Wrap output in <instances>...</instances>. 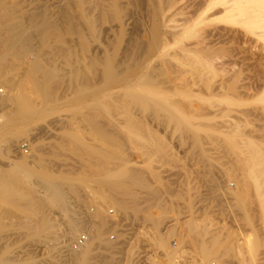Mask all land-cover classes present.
<instances>
[{
  "label": "bare ground",
  "instance_id": "6f19581e",
  "mask_svg": "<svg viewBox=\"0 0 264 264\" xmlns=\"http://www.w3.org/2000/svg\"><path fill=\"white\" fill-rule=\"evenodd\" d=\"M31 1L33 0H30L29 2ZM135 1H132V2L135 3ZM171 1L172 0H163L162 11L160 9L161 19H159V17H157L156 19H153L154 18L153 17L152 18L153 20H151V24L149 23L150 27L156 30L158 27L160 29V26L166 23V18L165 17L163 18L162 13L164 12V9L169 8L171 6L172 4ZM61 2L62 3L58 4L56 9L55 7L49 9L48 6L47 7L40 6L39 8V6L37 5L38 6L37 8L40 9L39 11L35 12L34 10L33 12H25V11L20 10L22 7L20 9H17L16 3L14 2H12V4L10 5L11 7L9 8L7 7V5L5 6L4 3L0 1V62L3 64L4 63L3 58L5 57V55H11L15 59V61H12L14 59H11L10 61L18 63V64L24 63L26 65V68H24L23 66L24 71L22 72L24 73L23 74L21 73L23 75L21 77L25 81V83L26 81L30 82V84L28 83L29 84L28 86H31L33 88L28 87L27 84H26V87L29 89V91H31L32 89L33 90L32 92H34V94L38 98H40L42 102L44 103V105L42 106L38 105V107H34L32 106L29 98L24 97L25 95L21 96L17 93L18 91L16 87V84H17L16 81L17 82L19 81L18 79L20 78V76H18L19 78L16 81H14V83L16 84H13L9 82V76H7L6 74V72L8 73V71L9 72L11 71L10 69H12V71L16 69V65H15V68H11L12 66L8 67V65L10 64H13L14 66V63L8 62L7 67L5 68L3 66L0 67V84L2 86H5L4 84L10 83L8 87L5 86V88H7L6 91L4 93L3 91H1L3 94L2 93L0 94V101H2V104L4 105V107L5 108L10 107L5 112L3 117L2 118L0 117V119H3V126H2L3 128H0V155L1 157L5 156L3 148L6 145L16 141L15 137L17 134L24 133L23 129H24L25 124L32 122L35 119L41 120L44 118V116L56 110V107L53 105L54 99L56 97L61 95L62 98H65L63 101L65 107H68L72 103H75L73 102L74 101L73 99L67 98L69 97L68 96L69 93L67 94V96H65V94L67 93L68 90H70V88L73 89V87H75L77 83L80 84V82H82V86H83V83H85L84 87L86 88L82 87L83 89L95 90L97 91L96 95L98 94L101 96L102 99H105L103 101V104L107 107V110L104 109L105 111H102L101 115L99 113V116H97V119L99 118L98 120H96L95 117L91 115L87 116L89 115V113L86 115L83 112L87 116L84 119H86V122L91 126V128L92 126L94 127L93 131L99 138L94 135L93 137H96L98 140L100 139L101 140L100 142H102L103 145H100L99 147L94 144L93 146H87L86 144H83L82 141L78 138H70L68 135H66L67 133H64V135H62V137L65 136L64 139L62 137L58 139L59 135L56 136L57 138H54L52 136L53 137L52 139H55V141L53 142V144L47 145L48 146L47 148L44 147L43 143L40 140L35 139L34 144L31 145L30 147L31 156L32 155H40V156L41 155H51V156L59 155L58 157L60 156L65 157V155H74V156L77 155L79 158L77 159L78 160L77 163L80 164L79 168H81L80 170L81 172H76V173L73 171H68V170H62L56 173L52 171L53 169L50 170L47 167H45L44 166L45 164H43L41 161V157L37 158V156L36 157L34 156L35 159L37 158L36 160L32 158V160L35 161L34 163H36L37 165V166L35 165L36 166L35 168L30 167L32 163L31 162L29 163L27 159H25L22 156L17 157V160H12L10 163L8 162V164L0 162V264H19L18 255H21V253L18 254L17 251H18V248H20L19 244L20 242H22L23 239H24L25 245H22V248L30 249L29 252L31 251L33 247L38 248L40 246H43V247L49 248V250L51 251V257L49 259L50 264H132L130 261V258H128L126 262H121L120 260H118L119 261L118 262L116 261V258L113 256L114 253H112L111 251L108 252L109 248H112V247H110V243H108L109 247H107L105 243L106 241L104 242L103 239H106L104 238V235L107 233L106 232L107 228L110 227V225H114L116 220L113 223H110L112 222L111 220L114 219V217L111 214L112 218L109 221L110 218L108 219V217L106 216L107 211L103 207V205L111 204V206H113L114 209L116 210V214H118L117 212H120V213L124 212L128 209L129 206L133 207L132 204L131 205L129 204L132 203L131 200L132 198L135 199V197L130 192V190L133 187L147 188L148 186L146 180L140 177L139 174L135 172V169H133L134 170L133 171L131 168L129 169L126 166L127 157H125L124 155L130 154V152L128 153L127 151L128 149L130 150V148H133L134 151L139 150L140 155H144L145 151L143 149L145 148L143 147L142 149H140L139 147H141V145H145L146 152L149 153V155L152 152H153L152 154L154 155H161V156L162 155H173V154H169L168 150L165 149L166 142L161 144L160 141L162 137L159 140L156 137L152 136V134L149 132V129L148 131L145 129L143 120L146 118H151L152 120L153 119L160 120L158 118L160 117V113H162L161 120L162 122H164L162 124H166L167 126L170 125L171 128H172V125L175 126V128L178 127L179 129L177 130H180L179 132L180 140L183 141L185 138H188V140L190 139V142H186L187 144L189 143L190 145V149H189L190 151L188 154L191 153L192 155H198L199 156L198 159H200L199 163L203 164L206 167L214 166L213 165L214 163L212 162V160L202 159V157L204 156L208 157V155L210 154L208 153L209 151L207 148V146L209 145V144L207 145L208 140L210 144H211V141L213 140L212 137H210V135L215 134L219 127L221 131H224V132L226 131L221 129L224 125L222 126L220 122L215 121L214 118L212 117L214 116L212 115L215 113L214 111L217 110V112L220 113L219 111L220 109L209 111L210 109H207V107L203 105L201 108L195 109L196 111L194 112V113H197L199 116L204 114V116L199 117V119H202L203 121H200L198 119L195 120L196 119L195 117H198V116H195L193 118L195 121H192L189 117L183 116L181 114L183 112V108L173 105L174 107H177L175 108L177 114H176V117H174L168 112V109L163 108L162 106L158 104V101H159L158 99L150 98L151 102L147 103L148 101L145 98L146 96L143 97L140 95L142 93H144V95H147V96L152 94L153 91L157 89L156 87L159 83H162V84L168 83L171 85V87L176 89L175 87H177V85L179 86V83H180L179 81L180 79L177 80V78H179V76L182 77L181 76L182 70L184 72L186 70L182 68L180 69L179 67L176 66L175 68L173 67V71H171L172 72L171 77L168 78L167 76V78H165L164 80L155 79L154 78L155 74L157 75L158 73H161V72L164 73V71L166 73L167 72L169 73L170 71L167 69H163L159 66L157 69V65H153L150 67L151 63L154 62V60L152 62L151 60L153 58H158L156 55L157 53H160L162 57L166 55L168 56L170 55V53H168L165 50L166 47H162V46L158 47V45L154 43L155 41L152 42L154 38L153 40H150V41L148 40V38H143L142 36H144L143 34L145 32L141 33L143 32L141 28H140L141 30L140 33L142 34V36L140 37L141 39H139V36L137 37L138 39L133 40L132 38L133 43L130 42L127 45L128 40H130L129 39L131 36L130 35L128 37L126 45H124L125 47L124 46L122 48L119 47L118 42H116V44L107 42V45L102 46L103 48L101 50L100 49L94 50V48L92 49L89 42L91 39H92L91 42L101 41L100 38L102 34H100L99 30L102 25L105 27V30L107 31V30H113V29L124 30L125 29L124 27L127 24H129L128 20L132 14L129 12V15H130L129 16L127 15V12L123 11V6L121 5V2H119V0H62ZM137 4L139 3L137 2ZM54 5H57V4H54ZM51 6L52 5H50V7ZM216 6L222 7V11L220 10L221 8L218 11V12L221 11L222 15L220 14L221 15L220 18L224 20V22L223 20L221 22L223 23L226 22V26L227 25L229 26V28H224L226 29V33L229 36V37L226 36L228 37L227 39H230V43H228L229 45L227 44L228 46L226 47V56H227L226 58H228V60L226 61L228 62L229 65L231 64L236 65V62H238L236 61L237 59L236 57L239 54H241L242 56H240L241 57L240 62L248 61L249 62L247 63L248 65H246V63L245 65L247 67H252L254 69L253 75L255 74V77L256 75H259L258 77L264 78V76H260L261 74L264 75V0H208L206 9L213 8ZM154 7H156V5H154ZM143 8L145 9V7ZM148 12L149 10L147 11V13ZM157 13H156V16H157ZM146 15H148L146 17L151 18L149 14H146ZM200 19L201 18H199L198 20L195 19L197 21H194V22L191 21L192 22L191 27L187 28V26H185L186 28L183 29L182 33L180 32L181 34L179 35L180 37L176 41V45L180 44L181 43L180 41L184 38L195 37L196 28H198L199 25H201ZM143 20L147 21V19H144V18ZM202 20L205 21L207 20V18L204 17ZM212 20H215V18ZM217 20H219L218 17H217ZM134 24H135L134 26L136 27L135 22ZM127 26H130V24ZM138 26L140 27V25ZM144 27H147L148 29V26L145 24H144ZM235 27L242 29L244 33L240 32L241 33L240 34L239 30L235 29ZM214 28L216 29V27ZM159 29H157V31ZM220 29L222 30V27ZM220 29L217 31H220ZM62 31L66 32V34L69 35L72 41L76 43L75 45H77L76 46L77 49L76 50L74 49L75 50L74 54L77 57L79 56V58H81L80 59L81 65L77 64L76 66H72L69 72L60 71L59 68H56L59 65H56L55 67L54 66L55 64L52 65L51 63L45 64V65L42 64V62L38 59L39 54L37 55V53L35 52L36 49L34 51L35 53H33V49H32L33 40H36L41 44L49 40L48 39L49 37H53L55 35L58 36L60 35L59 33L62 34ZM205 31L210 33V31H207V30ZM205 31L203 32V35ZM88 32H89V35H88ZM101 32L103 33V31ZM129 33L132 34V32L130 31ZM146 33L149 34V31H146ZM136 35H139V33L138 34L136 33ZM213 35H215V33H213ZM103 36L105 37L104 34ZM196 36L198 37L199 35H196ZM206 37H208V34H206ZM198 38H197L198 41L202 39L201 37L200 39ZM240 38H246L245 40L249 44V45L247 44L248 47L244 48L245 45L244 46L241 45L242 41L240 40ZM53 39L55 40L54 37ZM111 39L112 38H110L109 40ZM238 39H239V42H238ZM147 40L148 42H146ZM36 41H35V44L37 43ZM193 41H195V39ZM193 41L191 42L193 43ZM162 42L165 43L163 39H162ZM44 45L43 47L45 48ZM239 45L242 46L244 49H241V47L239 48ZM195 47L193 51L200 54L201 59H203L202 60L203 63L206 65V68L198 69L196 67L197 69L196 68L193 69L190 67L191 68V71L189 72L190 80L189 81L181 80L183 82V86H181L180 88L184 87L185 82L186 84L190 83L191 85H194L199 82L203 85L205 84V88L211 89V90L217 87L218 89L219 88H222V89L229 88V84L230 83L233 84L235 79H237V76L240 74V72L243 71V70L241 71L240 68L237 69L236 71H232V73L227 79L226 78L225 80L223 79L220 83L215 82V84L218 83V86L212 87L213 85L211 86L209 83H205L204 79H205V74L209 72H214L215 68H217L215 67V65H213L214 62L212 60L214 58L212 59V57L214 56L211 57V53H210L211 49H209L210 47L208 48L205 45V43L202 45L196 44ZM181 48L183 49V46ZM220 50L223 51V49H220ZM37 52L39 53V51ZM45 52L47 53V51ZM177 55L180 57L179 53ZM172 56H176V55L173 53ZM69 58L70 57L68 56V59ZM195 58H198V57L196 56ZM72 60L73 59H71V61ZM6 61H9V60H6ZM166 61L164 60L162 62L163 65L168 63V62L165 63ZM120 64H123V67L120 66ZM204 64L203 66H205ZM17 67H19V65ZM168 67L166 66V68ZM8 68L10 69L7 70ZM206 70L207 72H204ZM187 71L188 70H186V72ZM216 72L217 71H215L214 74H216ZM130 73H132L131 74L133 75L132 77L129 75ZM13 75H16V73ZM17 75L14 77H17ZM158 75H157V78H158ZM213 75L211 73L210 76H213ZM217 76L218 75H216V77ZM214 78H215V75H214ZM11 79H12V76H11ZM22 79L20 83H22ZM215 81H217V79ZM23 83H22V86L25 84ZM201 84H198V86H200ZM170 85H167V86L170 87ZM22 86L21 88L24 87ZM24 89H22V91L27 90L26 88ZM167 89L168 87H166V90ZM73 90L75 91V89ZM113 90L117 91L115 95H112L114 94ZM30 94H29V97L33 95V94L30 95ZM72 94L74 95V93ZM186 94L188 95V93ZM27 95L28 93L26 94V96ZM165 100L166 102L171 103L168 105H172V103L176 102L174 100L172 101L167 100V99ZM189 102L191 103V101ZM139 104L144 105L142 106V109L143 107L146 108L147 106L146 115L142 117H138L139 115L137 113L138 111L137 107ZM73 105L75 106L76 104H73ZM208 105H211V104H208ZM188 106H190V104ZM211 107H214V105ZM191 108L192 107H190L189 109ZM88 109H92V108H88ZM222 109L223 107H221V110ZM92 114L96 115L97 112L96 114L95 112H93ZM260 114H264L263 111ZM206 116L208 118H206ZM178 118L179 120H182V121H179ZM147 120H146V124H147ZM216 122L217 124L218 123L220 124V126L218 124L219 126V127L217 126L218 128L216 127ZM223 122L225 121L223 120ZM63 124H66V123L64 122ZM69 124L67 127L68 130H69ZM80 124L78 123L77 126L79 127ZM8 125L14 126V129H15L14 133H12L13 131H8L7 129H4L5 127H8ZM73 125H75V123ZM83 125L85 124H82V126ZM61 126L62 125H60V127ZM70 126L72 127V129L70 130L75 131L74 129L76 127L72 126V124H70ZM187 126H193L194 128L198 129V132H196L195 134L191 132L187 133V130L185 129ZM148 127L149 126H147V128ZM159 127H160V124H159ZM190 128L191 127H189V129ZM134 131L137 132V135ZM40 132H42V129ZM79 132H82V131H79ZM133 132L135 133L136 136H133L134 134ZM81 136H82V133L80 137ZM208 137L210 138L207 139ZM179 138H176V140L177 139L179 140ZM215 139H216V136H215ZM219 139L217 142L215 141V143L218 146V149H220L221 152H225V154H228V153L231 154V155H225V156L223 155L225 159L226 157H228V159L226 160L229 162H225L223 161V159H219L220 157L217 159L218 161H216L215 159L216 163L218 162L217 164L219 166V169L216 166L215 168H217V170L223 171L227 175L228 178L234 179L232 186L229 183H227L228 191H226V194H228L230 199L233 200V202L230 201L232 203L229 202L230 206L233 207V209L231 210V213L233 216H236V213H238L239 214L238 216L241 218V220H243L248 225H250L254 233L256 232L259 234L257 235V237H255L256 235L254 236L256 239L255 238L247 239L245 242H243L242 244H238V245H235L234 243H232L233 241L232 239H229L228 241L225 242L223 240L226 238V235L223 234L225 230L222 228H213L212 224H210L211 221L207 220L208 218L207 213H204L200 220H193V219L187 220L184 223V234L179 235V237L180 239L186 238V241L188 242V240H190L191 236L193 235L192 233H195V232L197 233V243L195 244L194 242V244L196 247L195 249L197 250L198 259L192 262L191 264H210V262L212 261V260L210 261L211 259L210 257L212 253L215 252V250L219 252L218 254L214 253L215 255L218 256L216 258L217 260L220 258L218 260V264H226V257H229V256L235 257L239 264H252L256 260V256L258 255L257 254L258 247L259 246L263 247V244H264V147L262 146V144H259L258 142H255V141L254 142L250 141V139L246 140V138L245 140H243V138L241 140H235L232 138L227 140L226 138L227 141L219 140ZM183 143H182V146L186 144V143L184 144ZM160 145H162L163 147H161ZM211 146L214 148L213 145ZM82 156H86V157L83 158ZM229 158H231V160H229ZM73 159L74 157L72 158V160ZM198 159H197V162H198ZM43 160L47 162L48 159L46 160L43 157ZM74 160H73V163H74ZM49 162H51L50 159L48 160L47 164ZM54 162H56L55 167H57V164L59 163H57L56 160ZM54 162L52 161V163ZM105 162L115 163L118 169L115 172H113L110 169L112 167L108 168L107 166L108 163L106 165L107 166L106 169H104L105 167L103 166L105 165L103 163ZM70 163L68 162V164ZM61 164H59V168ZM111 164L112 163H110L109 166ZM78 166H75V167L78 168ZM117 167H113V168H117ZM212 173H213V170H212ZM112 175H114V177L116 178H121V180L119 182L117 181L116 183L117 185L118 183L119 185H122L123 188L126 189L127 191L121 194L120 196L119 195L117 196L115 194H105L106 198L103 197L102 199H99L101 195L100 190H103V188L105 189L104 186H101V187L98 186V189L102 188L99 190L100 195L97 193L90 194V192L88 193V191L86 192L84 189L83 191L84 193L86 192V194L83 196V200H81V202H83V205L81 206H83L84 208H86V206L87 208L89 206H93V209L91 210L90 208L89 209L86 208V211L83 209L82 212H84V214L82 216H78L72 207L71 198H75L77 201L79 199V196H82V195H79V196L77 195L79 187H82L83 189V188H86L87 183L94 182V185H95L96 182L98 181L100 182L101 180L108 182L109 181L108 179H110ZM205 176L206 174L204 175V177ZM204 181H206L207 184H209V186H214L215 188L220 187V184L217 181V179L213 176H209V174L207 175V177H205ZM64 186L66 188H63ZM98 189L96 188V190ZM227 199L229 200V198ZM13 205L17 206L20 210L18 211V210L11 209L12 207H14ZM53 209L59 210L62 213V216H64L63 221L65 223V226L60 231L55 228L56 224H54V220H52L50 216L52 212L51 210ZM133 209H136V207L132 208V210ZM140 210L141 209L137 208L138 212L143 213V216H141L143 217V220L148 222L150 225V228H149L150 232L147 234V240L150 242V245L152 246V250L155 251L159 248H163L164 245H166V239H168L167 237L169 235L167 236V234L164 233V235L161 236L159 232H160V229H162V226H163L162 223L164 219L166 218L167 212L169 211V209L164 206H161L156 201H152L149 204H146V206L143 208V212ZM256 218H260L261 223L263 224L259 230H257L255 226L253 225V221ZM83 228L87 230L86 232H88L86 235L87 236L86 241L83 244L74 247V244L71 245L70 240L71 239L73 240V238L76 237V235H78V233L81 230H83ZM172 229L174 230V228ZM172 229L171 231H173ZM208 234L210 235L208 236ZM206 236H208V239H206ZM141 238H143V236ZM101 241L104 242L105 244L103 243L102 245ZM100 243H101L100 246L102 247L106 246L105 248L109 254L102 253V250L104 248H100L99 246ZM116 244H119V243H116ZM114 245H115V242H114ZM63 248H65V250L68 252L65 256L62 257L60 256V250H62ZM116 249H119V248L116 247ZM65 250H63L62 253ZM32 251H34V249ZM29 252H26V254L29 255L30 254ZM154 253L156 254L157 252H154ZM127 254L129 256L132 255V251L128 250ZM163 255L166 256L165 257L167 261L166 264H171L168 254L163 253Z\"/></svg>",
  "mask_w": 264,
  "mask_h": 264
},
{
  "label": "rangeland",
  "instance_id": "374dc122",
  "mask_svg": "<svg viewBox=\"0 0 264 264\" xmlns=\"http://www.w3.org/2000/svg\"><path fill=\"white\" fill-rule=\"evenodd\" d=\"M0 1L2 3H4L5 6L7 5V7H9V8L11 7L10 5L12 4V2H14V3H16L17 9H20L22 7L20 10L25 11V12H33L34 10H35V12L39 11L40 9L37 8L38 6H39V8H40V6H42V7L48 6L49 9L54 8V7L56 9L58 4L62 3L61 2L62 0L61 1L60 0H44V1L43 0H41V1L40 0H33L31 2H29L30 0H27V1L26 0H9V1L8 0H0ZM18 1H20V2H18ZM132 1H135V0H119V2H121V5L123 6V11L127 12V15H129V12L132 14L131 16L129 15L130 17L128 20L129 21L128 23L130 24V26H127V25H129V24H127L124 27L125 29L123 28L125 31L124 30H116V29L106 31L105 27L102 25L100 27V30H99L100 34H102L101 38H100L101 41L100 42H96V41L91 42L92 41V39H91L89 42L92 49L94 48V50H98V49L101 50L103 48L102 46L107 45V42L108 43H115V44H116V42H118L119 47L122 48L124 45H126L128 37L130 35L131 36L129 39L131 41L128 40L127 45L130 42L133 43L134 39H138L137 38L138 36H139V39H141L140 38L142 36L141 33L145 32L143 34L144 36H142L143 38H148L149 41L153 40V38H154V40L152 42L155 41L154 43H156L158 45V47H160V46L166 47L165 50L168 53H170V55H168V56L167 55L163 56L164 59L160 55V53H157L156 55L158 58H153L151 60V62L154 60L155 63L152 62L150 67L153 65H157V69L159 66L163 69H167L170 71L169 72L170 74L168 72L166 73L165 71H164L165 74L162 72L158 73V74H160V75L157 74L158 78H157V75L155 74L157 72H155L154 73L155 79L164 80L165 78H167V76H168V78L171 77L172 76L171 71H173V67L175 68L176 66L179 67L180 69L182 68V69H184V70L186 69L188 71L186 72V70H185V72H184L182 70V73H181L182 77L179 76V78H177V80L180 79L179 80L180 83H179V86L177 85V87H175L176 89L171 87V85L168 83H165V84L159 83L156 87L157 89L155 91H153L152 94L147 96V95H144V93H142L140 95L143 97L146 96L145 98L148 101L147 103L151 102L150 98L158 99L159 100L158 104L160 106H162L163 108L168 109V112L174 117H176V114H177L176 110H175V108H177V107H174V106L176 105L180 108H183V112L181 114L183 116L189 117L192 121H195L197 119L200 121H203L202 119H199V117L204 116V114L199 116L197 113H194L196 111L195 109L201 108L203 105H205V107H207V109H210L209 111H211V110L214 111L215 109H218V110L220 109L219 110L220 113L217 112V110H215L214 111L215 113L212 114L214 116H212V117L214 118L215 121L220 122V124H222V126L224 125L226 127V129H225L224 126L223 127L221 126L222 127L221 129L225 130L226 132L221 131L220 127H219L220 124L218 123L219 124V126H218V124L216 122V127L218 126L219 128L217 127L218 129H217V132L215 134L210 135V137H212V139H213L211 141V144L208 140L207 145L208 144L209 145L208 146L206 145L208 148V151H209L208 153H210V154L208 155V157H206V156L202 157L203 160H207V159L212 160V162L214 163L213 164L214 166L206 167L203 164L199 163L200 159H198L199 158L198 155H192L191 153L188 154L190 151L189 150L190 145H189V143L187 144L186 142H190V139L188 140V138H185L184 139L185 141L180 140V138H179L180 130H177V129H179L178 127L175 128V126L172 125V128L174 129L173 130L170 125L167 126L166 124H162V123H164L161 120L162 113H160V117L158 118L160 120H155V119L152 120L151 118L144 119L143 124L145 125L144 126L145 129L147 131L149 129V132L152 134V136L156 137L159 140L162 137L161 141H160L161 144L166 142L165 143L166 144L165 149L168 150L169 154H173V155H162V156L161 155H154V154H152L153 152L149 155V153L146 152L145 145H141V147H139L140 149H142L143 147L145 148V149H143L145 151L144 152L145 154L143 153L144 155H140L139 150L134 151L133 148H130V150L129 149L127 150L128 153L130 152L131 155L130 154L124 155L125 157L128 158V159L126 158V160H127L126 166L129 169L130 168L132 170L135 169V172H137L140 177H142L144 180H146L148 186H147V188L133 187L130 190V192L135 197V199L132 198V200H131L132 203L129 204V205L132 204L133 207L129 206L128 209L124 212H121V213L117 212L118 214H116V210L114 209L113 206H111V204L110 205H107V204L103 205V207L107 211L106 213L108 214V215L106 214V216L108 217V219L110 218L109 221L111 220L112 216L114 217V219H112L111 220L112 222H110V223H113L116 220L114 225H110V227H108L109 230L107 228L108 231L106 230L107 233L105 232L106 234L104 235V238H106V239H103V240H104V242L106 241L105 243H106L107 247H109L108 243H110V247H112V248H109L108 252L111 251L112 253H114L113 256L116 258V261L120 260L121 262H126V260H128V258H130V261L132 264H166V262H167L165 259L166 256H164L163 253L164 254L167 253L168 257L170 258L171 264H191L192 262H194L195 260L198 259L197 250L195 249L196 248L195 244L197 243V233L196 232L192 233L194 236L192 235L193 237L191 236V238H190V240H188V242L186 241V238L180 239V237H179V235L184 234V223L189 219L200 220L202 218V215L204 213H207V217L209 218V219L207 218V220L211 221L210 224H212L213 228H222L225 230V232H223V234L226 235V238L224 237L225 239H223V238L222 239L225 242L228 241L229 239H232L233 240L232 243H234L235 245L242 244L247 239L255 238L259 234L256 232L254 233L252 231L251 226L248 225L243 220H241V218L238 216L239 215L238 213H236V216H233L231 213V210L233 209V207L230 206V203H232L233 200H231L229 195L226 194V191H228L227 183H229L232 186L234 179L228 178L227 175L223 171L217 170V168H215V166H216L219 169V166L217 164L218 162L216 163V161H218L217 159L219 157H220L219 159H223V161L229 162L226 160V159H228V157H226V159H225L224 156L225 155H231V154L230 153L225 154V152H221L220 149H218V146L215 143V141L217 142L219 138H220L219 140H226V138H227V140L231 139V138L235 139V140H241L243 138V140H245V138H246V140L250 139V141L258 142L259 144H262V146L264 147V118H263L264 114H260V113H262V111L264 113V81H263L264 78L258 77L259 75H256V77H255V74L253 75L254 69L252 67L246 66V65H248L247 63H249L248 61L240 62V60H241L240 56H242L241 54H239L236 57L237 59L235 58L236 61L240 62V63L236 62V65H234V64L229 65L228 62L226 61V60H228V58H226L227 57L226 56V47L229 45L228 43H230V39H227L229 36L226 33V29H224V28H229V26L228 25L226 26V22L223 23L224 20L220 18L222 15V13H221L222 7L216 6L213 8L206 9V5L208 3V0H172L171 6L169 8L164 9V12L162 13L163 18L164 17L166 18L167 24L164 23L162 26H160V29L158 27L157 29H159V30L157 31V29L155 30L154 28L150 27V24H151V20L156 19L157 17H159V19H161V15H160L161 13L160 12L162 11L163 0H143V1L142 0H136L135 3H133ZM141 1H142V3H141ZM160 1H161V3H160ZM137 2L139 4H137ZM54 4H57V5H54ZM50 5H52V6L50 7ZM154 5H156V7H154ZM157 6H159V7L161 6V7L159 8ZM143 7H145V9ZM147 9L149 10L148 13H147V11H148ZM160 9H161V11H160ZM219 9L221 10L220 12H218ZM145 13L149 14V16H151V18L146 17L148 15H146ZM156 13H157V16H156ZM204 17L207 18V20H205V21L202 20ZM217 17L219 20H217ZM143 18L147 19V21L143 20ZM148 18H149V20H148ZM199 18H201L200 19L201 25H199L200 23L198 24L199 27L196 28L195 37L184 38L180 41L181 42L180 44L176 45V41L180 37L179 35L182 33L183 29L186 28L185 26H187V28L191 27V25H192L191 21H193V22L197 21ZM214 18H215V20H212ZM136 19H138V20H136ZM195 19H197V20H195ZM222 20H223V22H221ZM187 21H188V23H187ZM202 21L205 23H203ZM206 21H207V23H206ZM134 22L136 23V27L134 26L135 25ZM139 22H140V24H139ZM210 23H211V25H210ZM144 24L148 26V29H147V27H144ZM206 24H208L209 26ZM138 25H140V27ZM188 25H190V26H188ZM103 27H104V29H103ZM214 27H216V29ZM221 27H222L223 31L220 29ZM140 28L143 30V32H141V33H140V31H141ZM208 28H210V29H208ZM217 28H219L220 31H217V30H219ZM235 29L239 30V33L240 32L244 33V31L238 27L237 28L235 27ZM135 30H136V32H135ZM205 30L210 31L211 34L209 32H206ZM101 31H103V33ZM129 31L132 32V34L129 33ZM146 31H149V34H147L148 32L146 33ZM204 31L206 34H208V37H206L205 33L203 35ZM115 33H116V35H115ZM136 33L137 34L139 33V35H136ZM200 33L202 34V36ZM213 33H215V35H213ZM218 33H219V35H218ZM59 34L60 35H58V36H56V35L53 36L55 38V40L53 39V37H49L48 38L49 40L46 41L47 43L44 42L45 45H44V43L40 44L38 41L33 40L32 41L33 53L36 52L37 55L38 54L40 55V56L38 55V59L42 62V64L45 65V64L51 63L52 65L55 64L54 65L55 67H56V65H59L56 68H59L60 71H63V72L68 71L69 72V70L72 68V66H76L77 64L81 65V60H80L81 58H79V56L77 57L74 54V51L77 49V47H76L77 45H75L76 43L72 41V39L69 37V35L63 31H62V34L61 33H59ZM103 34L105 35V37L103 36ZM88 35H89V32H88ZM157 35L159 38L157 37ZM196 35H199L198 36L199 38ZM116 36H118V37H116ZM226 36H228V37H226ZM200 37L202 39H200ZM110 38H112L111 39L112 41L109 40ZM132 38H133V40H132ZM197 38L200 39V41H198ZM162 39H163V41H165V43L162 42ZM194 39H195V41L197 40L199 43L197 41L196 42L193 41ZM245 39L246 38H240V40L242 41V44L241 43L240 44L243 46L245 45L244 48L248 47V45H249ZM67 40H68V42H67ZM69 40H70V42H69ZM148 40L146 42H148ZM35 41L37 42L36 44H35ZM49 41H51V42H49ZM124 41H126V42H124ZM156 41H158V42H156ZM191 41H193V43ZM206 42H208V43H206ZM238 42H239V39H238ZM162 43H163V45H162ZM204 43L208 48L210 47L209 49H211V52H210L211 57L214 56V57H212V59L214 58L212 60L214 62L213 65H215V67H217V68L219 66V68H218L219 70L217 68H215V70H214V72L217 71L218 73L216 72V74H214V72L208 71L209 73L205 74V79H204L205 83H209L211 86L213 85L212 87H216V86H218V83H220L223 79L224 80H225V78L227 79L230 76V74L232 73V71H236L239 68L241 69V71L243 70L237 76V79H235L234 83L229 84V88H224V89L219 88L218 89V87H217V88H213L212 89L213 91H212L211 89L205 88V84L203 85L199 82L194 84V85H191L190 83L186 84V82H185L184 87L180 88L181 86H183V82L181 80H183V81H185V80L189 81L190 80V73L189 72L191 71V68H193V69H195L196 67L198 69L206 68V65L203 63V61H202L203 59H201L200 54L193 51L196 44L202 45ZM244 43H246V44H244ZM43 45L45 46V48L43 47ZM71 45H73L74 47ZM64 46H65V48H64ZM182 46H183V49L181 48ZM61 47H62V49L64 48L67 51L63 49L64 50V52H63ZM240 47H241V49H244L242 46L239 45V48ZM43 48H44V50H43ZM35 49H36V51H35ZM220 49H223V51ZM37 51H39V53ZM45 51H47L48 54ZM70 51H71V53H70ZM67 52H69V53H67ZM173 53L176 56H172ZM178 53L180 54V57L177 55ZM64 54L65 55L67 54V55L65 56ZM47 55L49 58L47 57ZM193 55H194V57H193ZM53 56H55V57H53ZM64 56H65V58H64ZM68 56L70 57L69 59H68ZM196 56L198 58H195ZM176 57H177V59L178 58L179 59L177 60ZM11 59H14L11 55H5V57L3 58L4 63L2 64L0 62L1 63L0 67L3 66L5 68V67H7V63L11 62V63H14V66H13V64L9 63L10 65H8V67L12 66L11 68H15V65H16L15 70L18 69L17 71H15V70L12 71V69H10V68L7 69V70H9V69L11 70L10 72L8 71V73L6 72L7 76H9V82L13 83V84L17 83L16 84L17 91H18L17 93L21 96L25 95L24 97L29 98L32 106L38 107V105L39 106L44 105L42 100L40 98H38L34 94V92H32L33 90L31 88H33V87L28 86L30 84V82L26 81V83H25V81L21 77V76H23L22 74L24 73V72H22V71H24L23 66H24V68H26V65L24 63L18 64V63L12 62V61H15V59L10 61ZM62 59L65 61H63ZM71 59H73V60L71 61ZM76 59H77L78 63H77ZM196 59L198 60V62ZM199 59H201V60H199ZM6 60H9V61H6ZM164 60L165 61L167 60L165 63L168 62L167 63L168 65L167 64H165V65L168 67L171 64L172 68H171V66L168 67L169 69L166 68V66L163 65V63H162ZM50 61H52V62H50ZM54 61H55V63H54ZM61 62H63L64 64ZM5 63H6V65H5ZM158 63H160L161 66ZM176 63H178L179 65ZM245 63H246V65H245ZM203 64L205 66H203ZM18 65H19L20 69H22V70H20L19 67H17ZM63 66H65V67H63ZM120 66L123 67V64H120ZM250 68H251V70H250ZM144 72H145V70H144ZM204 72H207V70ZM15 73H16V75L18 74L17 77H14L16 75H13ZM19 73L20 74L22 73V74L20 75ZM187 73H189V74H187ZM211 73H212V75L213 74L215 75V78H214V75L210 76ZM131 74L132 73H130L129 75L132 77L133 75H131ZM216 75H218V76L216 77ZM11 76H12V79H11ZM18 76H20V78ZM260 76H264V75L261 74ZM13 78H15V79H13ZM122 78H124V77H122ZM17 79L19 80L18 82L16 81ZM21 79H22V83L23 82L25 83V84L23 83L24 87L22 86V83H20ZM216 79H217V81H215ZM14 81H16V83H14ZM215 82H218V83L215 84ZM10 83L4 84V85L8 87V85ZM26 84L28 87H31L30 88L31 91H29V89L26 87ZM84 84L85 83H83V86H82V82H80V84L77 83L76 86L73 87V89H75V91L72 88H70V90H68L67 93L65 94V96H67V94L69 93V95H68L69 97H67V98L73 99L74 100L73 102H75V103H72L68 107H65L64 103H63L65 98H62V96L59 95L58 96L59 98L56 97L54 99V102H53V105L56 107V110L50 112L48 115L44 116V118L41 120L35 119L34 121L25 124L24 129H23L24 133L23 134H17L15 137L16 141L6 145L3 148L5 156L1 157V155H0V162L8 164V162L10 163L12 160H17V157L22 156L25 159H27V161L29 163L30 162L32 163L30 165V167L35 168L37 165H36V163H34L35 162L34 160H36L38 157L39 158L41 157L42 163L45 164L44 166L50 170L53 169L52 171H54L56 173L60 172L62 170L73 171L75 173L81 172L80 171L81 168H79L80 164L77 163V161H78L77 159H79L77 155H75V156L74 155H65V157L64 156L58 157L59 155H57V156L53 155L54 157L51 155H41V156L40 155H32L33 156L32 157L31 152H30L31 151L30 147H31V145L34 144L35 139H38L43 143L44 147L47 148L48 147L47 145H49V144L51 145L55 141V139H52L53 137L57 138L56 136L59 135L58 139H60L62 137V135H64V133H67L66 135H68L70 138L80 139L82 141V143L86 144L87 146H93V144H94V145H97L99 147L100 145H103V143L100 142L101 140L100 139L98 140L96 138L98 136L93 131L94 127L92 126V128H93L92 129L91 126L86 122V119H84V118L91 115V116L95 117L96 120H98L99 118L97 119V116H99V113L101 115L102 111L107 110V107L103 104V101L105 99H102L101 96L98 94L96 95L97 91H95V90L83 89V88H86V87H84L85 86ZM198 84H201L203 86H201V85L198 86ZM167 85H170V87ZM5 86H2L0 84V94L2 93L1 91H3V93L6 91L7 88H5ZM21 86L23 88H21ZM232 86H234L236 89ZM112 87H113V85H112ZM166 87H168L167 90H166ZM24 88H26L27 90L24 91L25 90ZM22 89H24L23 91L26 94L28 93L27 96L22 91ZM71 90L74 92H72ZM204 90H206V91H204ZM221 90H222V92H221ZM71 92L74 93V95ZM113 92H114V94H112V95H115L117 91L113 90ZM30 93H32L33 95ZM186 93H188V95ZM29 94L32 96L29 97ZM165 99L170 100V101L174 100L176 102H174L175 104L172 103V105H168L171 103L166 102ZM183 99H185V100H183ZM198 99L200 102L198 101ZM211 100H213V101H211ZM189 101H191V103ZM36 103H37V105H36ZM73 104H76V105L74 106ZM189 104H190V106H188ZM208 104H211V105H208ZM215 104L217 105V107ZM213 105H214V107H211ZM83 106H84V108H83ZM142 106H144V105L139 104L137 107V110H138L137 113L139 115L138 117H142V116L146 115L147 106H146V108L143 107L144 110L142 109ZM190 107H192V108L189 109ZM221 107H223L222 110H221ZM9 108L10 107L5 108L4 105L2 104V101H0V117L1 118L3 117V115L5 114V112ZM88 108H92L93 110L88 109ZM190 110H192V111H190ZM83 112L86 115L89 113V115L86 116ZM93 112H95V114L97 112V114L93 115L92 114ZM143 113H145V114H143ZM183 113H185L186 115ZM190 113H191V115H190ZM75 115H77V116H75ZM71 116L74 118H72ZM195 116H198V117H195ZM194 117L196 118L195 120L193 119ZM206 118H208V117L206 116ZM0 120H1L0 121L1 122L0 128H3L2 127L3 126V119H0ZM63 120H65V121H63ZM77 120L78 121L80 120L81 122L80 121L78 122ZM146 120H147V124H146ZM178 120H179V118H178ZM223 120L225 122H223ZM179 121H182V120H179ZM64 122L67 125L63 124ZM67 122L72 124V126L76 127V128L73 127V128H75L74 130L76 132L70 130V129H72V127ZM152 122L154 125L152 124ZM74 123H75V125H73ZM78 123L79 124L82 123L85 125L82 126V124H80L78 127L77 126ZM59 124L62 126L60 127ZM68 124H69V130L67 128ZM159 124H160V127H159ZM147 126H149V127L147 128ZM151 127H152V129H151ZM189 127H191V128L189 129ZM4 129H7L8 131H13L12 133H14V130H15L14 126H11V125H8V127H5ZM41 129H42V132H40ZM185 129L187 130V133L191 132V133L195 134L196 132H198V129L194 128L193 126H187ZM152 130H153V132H152ZM218 130H220V131H218ZM79 131H82V132H79ZM172 131H173V133H172ZM229 131L231 134L229 133ZM39 132H40V134H39ZM134 132L137 135V132L136 131H134ZM234 132H235V134H234ZM81 133H82V136L80 137ZM135 133L133 134V136H136ZM225 133H227V134H225ZM93 135L96 137H93ZM213 136H214V138H213ZM215 136H216V139H215ZM210 137H208L207 139H209ZM62 138L64 139L65 136ZM176 138H179V140L178 139L176 140ZM183 142L186 143L188 146L186 144H184ZM182 143L184 144V146H182ZM211 145H213L215 149ZM160 146L163 147L162 145H160ZM209 149H211V150H209ZM219 155H221V156H219ZM34 156L35 157L37 156V158L35 159ZM42 156L46 160L50 159L51 162H49V163H51L52 166L49 163L47 164L48 160H47V162L44 161ZM71 156H72V158L74 157V159H76V160L73 159L74 163H73ZM79 156H81V155H79ZM82 157L84 158L86 156H82ZM32 158L34 160H32ZM54 158H56V159H54ZM197 159H198V162H197ZM215 159H216V161H215ZM55 160L57 161V163H59V164L62 163L64 165L61 164L60 168H59V164H57V167H55L56 166L55 165L56 162H54ZM229 160H231V158H229ZM52 161L54 163H52ZM68 162L69 163L71 162V163L68 164ZM107 163L108 162L103 163L105 165V166H103V167H105L104 169H106L107 166H108V168L112 167L110 169L113 172H115L118 169V167H117V165H115V163L109 162L108 165H107ZM110 163H112V164L109 166ZM198 163L201 166H199ZM33 164H34V166H33ZM53 164H54V166H53ZM78 164H79V166H78ZM147 165H148V167H147ZM75 166H78L79 169L76 168ZM113 167H117V168H113ZM58 168H59V170H58ZM69 169H71V170H69ZM212 170H213V173H212ZM207 173L209 174V176H213L217 179V181L220 184L219 188H215L214 186H209V184H207V182L204 181L205 177H207V175H208ZM205 174H206V176L204 177ZM112 177H114V175H112ZM112 177L110 179H108L109 180L108 182L101 180L100 182L99 181L96 182L95 185H94V182L87 183L86 188H83V189H82V187H79L80 191L82 190L80 192L78 189L77 195L78 196L82 195V196H79V199H78L79 201L78 200L76 201L75 198H71L72 207L78 216H82L84 214V212H82L83 209L86 211L87 206H86V208L81 206V205H83V202H81V200H83V196L86 194L87 191H88V193L90 192V194H92V193L99 194V192L101 191L100 192L101 195L99 194L100 195L99 199H102L103 197H105V194H115L117 196L118 195L120 196L121 194H123L124 192L127 191L126 189L123 188L122 185H119V183L117 185V183H116L117 181L119 182L121 180V178H116V177L112 178ZM112 183H113V185L116 184L117 186L116 185L113 186ZM98 186H100V187L104 186L105 189L103 188V190H100L102 188L98 189ZM63 188H66V187L64 186ZM96 188L98 190H96ZM84 189L86 191L85 193L83 191ZM91 189L93 190V192ZM82 192H83V194H82ZM227 198H229V200ZM152 201H156L161 206H164V207L169 209V211L167 212V216L162 223V225H163L162 229H160V232H159V234H161V236L164 235V233H166L167 236L168 235L169 236L167 237L168 239H166V245H164L163 248H159L155 251L152 250V246L150 245V242L147 240V234L150 232L149 231L150 225L148 222L143 220V217H141V216H143V213L137 211V208H138V209H141L140 211L143 212V208L146 206V204H149ZM230 201H232V202H230ZM75 204H76V206H75ZM78 205H79V207H78ZM13 206L14 207L10 206V207H12L11 209L18 210V211L20 210L17 206H15V205H13ZM135 207H136V209L132 210V208H135ZM89 208L92 210L93 206H89L87 209H89ZM51 211H49V212H51V214H50L51 219L54 220V224H56L55 228L59 231L62 230L65 226V223L63 221L64 216H62V213L59 210L53 209ZM111 214H112V216H111ZM27 216H26V218H27ZM53 216H54V218H53ZM11 220H13V219H11ZM253 225L255 226V228L257 230H259L263 224L261 223L260 218H256L253 221ZM110 228H112V229H110ZM172 228H174V230ZM164 229H166V230H164ZM171 229L173 231H171ZM86 231L87 230L83 228V230H81L78 233V235H76V237L73 238V240L71 239L70 240L71 245L74 244V242L76 240L75 238L79 237L81 234L87 235L88 232H86ZM90 233H92V232H90ZM209 235L210 234H208V236ZM142 236H143V238H141ZM208 236H206V239H208ZM262 240H263V238H262ZM102 241H101V243L103 245L104 242H102ZM114 242H115V245H114ZM194 242H195V244H194ZM101 243L99 244V246L101 245ZM116 243H119V244H116ZM192 244H194V245H192ZM22 245H25L24 239L22 240V242H20V244H19L20 248H18V251H17L18 254L21 253V255H18L19 264H50L49 259L51 257V251L49 250V248H46L43 246H40L38 248L33 247L31 249V251L33 249H34V251L29 252L30 249L22 248ZM111 245H113V246H111ZM105 247L100 246V248L105 249V250L103 249L105 252L102 250V253L103 254H109ZM116 247L119 249H116ZM63 250H65V248L60 250V256H62V257L65 256L68 252L65 250L66 252L64 251L62 253ZM128 250L132 251V255L129 256L127 254ZM216 251L217 250H215L214 253L218 254L219 252L218 251L216 252ZM26 252H29L30 254L28 255V254H26ZM154 252H157V253L155 254ZM214 253H212V255L210 257L211 258L210 261L212 260L210 262V264H218V260L220 259L219 258L217 260L216 258L218 256L215 255ZM257 254L258 255L256 256V260L252 264H264V244H263V247L262 246L258 247V253ZM226 264H239V263L237 262L235 257L229 256V257H226Z\"/></svg>",
  "mask_w": 264,
  "mask_h": 264
},
{
  "label": "built area",
  "instance_id": "2783aa9c",
  "mask_svg": "<svg viewBox=\"0 0 264 264\" xmlns=\"http://www.w3.org/2000/svg\"><path fill=\"white\" fill-rule=\"evenodd\" d=\"M87 236L85 234L80 235L74 242V247L83 244L86 241Z\"/></svg>",
  "mask_w": 264,
  "mask_h": 264
}]
</instances>
